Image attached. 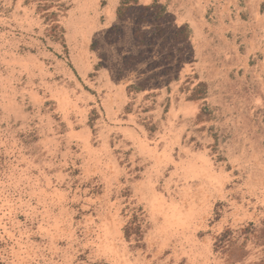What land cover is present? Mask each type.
I'll return each instance as SVG.
<instances>
[{
  "label": "rangeland",
  "instance_id": "374dc122",
  "mask_svg": "<svg viewBox=\"0 0 264 264\" xmlns=\"http://www.w3.org/2000/svg\"><path fill=\"white\" fill-rule=\"evenodd\" d=\"M118 1L0 0V264H264V0Z\"/></svg>",
  "mask_w": 264,
  "mask_h": 264
},
{
  "label": "trees",
  "instance_id": "16d2710c",
  "mask_svg": "<svg viewBox=\"0 0 264 264\" xmlns=\"http://www.w3.org/2000/svg\"><path fill=\"white\" fill-rule=\"evenodd\" d=\"M138 9L137 14V23L138 25L143 23L144 21H147L149 19H153L152 22H156V24L153 27V32L151 33V37L148 41V43L152 44L155 37H158L160 39H163V30L160 26V18L163 16V13L165 11V6L163 4L158 3L157 0H151V2L146 4H140L139 0H119L118 5L115 9V14L118 18H124L126 14L131 12L133 9ZM260 11L264 13V2L260 5ZM136 26L134 35L138 38L139 43L143 42V35L144 31L140 29V26ZM115 28V27H114ZM188 36V30L186 28V25H183L182 28H180L176 35L175 40L176 42L183 41ZM136 61L135 57H129L126 62H131L133 64ZM139 88V87H137ZM125 235H128V228L124 230Z\"/></svg>",
  "mask_w": 264,
  "mask_h": 264
}]
</instances>
